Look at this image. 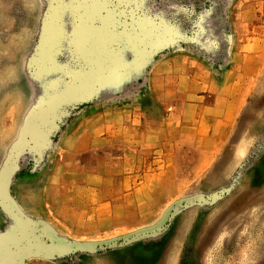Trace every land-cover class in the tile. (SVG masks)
I'll return each mask as SVG.
<instances>
[{
	"label": "rangeland",
	"instance_id": "obj_1",
	"mask_svg": "<svg viewBox=\"0 0 264 264\" xmlns=\"http://www.w3.org/2000/svg\"><path fill=\"white\" fill-rule=\"evenodd\" d=\"M112 2L0 0V237L22 234L3 189L27 217L42 220L25 228L33 245L6 244L0 264H19L40 248L52 254L44 247L54 232L69 241L97 240L70 235L73 213L65 203L55 220L49 210L59 197L44 188L55 183L47 169L63 133L85 108L135 100L152 109L145 120L155 122L161 100L151 96L148 78L157 61L190 51L222 67L230 60L235 26L239 47L252 25L264 29L261 0L104 7ZM251 43L263 46L264 36ZM253 86L217 160L192 178L197 166L191 156L182 157L179 193L149 227L98 237L118 241L57 255L59 264H264V76ZM149 228L155 230L138 235Z\"/></svg>",
	"mask_w": 264,
	"mask_h": 264
},
{
	"label": "crops",
	"instance_id": "obj_2",
	"mask_svg": "<svg viewBox=\"0 0 264 264\" xmlns=\"http://www.w3.org/2000/svg\"><path fill=\"white\" fill-rule=\"evenodd\" d=\"M263 17L264 12L261 21ZM259 27L248 29L240 47V31L233 28L225 66H214L190 51L157 61L148 78L151 96L161 100L155 122L145 120L152 109L135 100L85 108L63 133L59 153L48 164L55 183L44 186L46 194L59 197L58 206L52 202L49 210L55 220L65 203L73 213L67 217L75 223L67 228L70 235L103 242L108 238L98 237L152 224L155 214L179 193L178 184L185 177L180 168L183 156H191L197 166L192 178L217 160L248 108L253 85L264 76V55H259L264 45L251 43L264 36ZM19 210L27 220L42 221ZM22 260L19 264H59L35 254Z\"/></svg>",
	"mask_w": 264,
	"mask_h": 264
},
{
	"label": "water",
	"instance_id": "obj_3",
	"mask_svg": "<svg viewBox=\"0 0 264 264\" xmlns=\"http://www.w3.org/2000/svg\"><path fill=\"white\" fill-rule=\"evenodd\" d=\"M4 193H5V198L8 200L9 203V209L12 213V215H14V217H16L18 219V221L20 222L21 225V230H22V234L20 235H9L7 236V240L5 242V244H9V243H20V242H26L27 244H29V246L33 245V236L25 231L26 227H35L36 224H41V222H35L32 223L30 221H28L24 215L21 214L19 208L17 207V205L15 204V202L7 195L5 189H3ZM33 225V226H32ZM155 229L153 228H149V229H145L142 230L138 233V235H147L148 233L154 231ZM49 238H50V245L49 246H45L44 249H48L50 251H52V254H47L45 253L42 248H40L37 251H31L29 253H26L27 255L30 254H35V255H40V256H44V257H48V258H55V256L57 255H65V254H69L72 253L74 251H77L79 249H96L98 246L99 247H105L106 245H113L115 244L118 240L117 239H111V240H106L103 242H77V241H69L66 238H63L61 236H59L56 232H54L52 235L49 234Z\"/></svg>",
	"mask_w": 264,
	"mask_h": 264
},
{
	"label": "snow or ice",
	"instance_id": "obj_4",
	"mask_svg": "<svg viewBox=\"0 0 264 264\" xmlns=\"http://www.w3.org/2000/svg\"><path fill=\"white\" fill-rule=\"evenodd\" d=\"M144 0H131L130 3L125 5L123 0H113V2L110 5H105L106 8H111L112 10H118L124 7H134L136 9H140L143 6ZM150 11V10H148ZM96 22H99L97 20ZM7 238L6 237H0V259L3 258V253L5 252V242Z\"/></svg>",
	"mask_w": 264,
	"mask_h": 264
},
{
	"label": "bare ground",
	"instance_id": "obj_5",
	"mask_svg": "<svg viewBox=\"0 0 264 264\" xmlns=\"http://www.w3.org/2000/svg\"><path fill=\"white\" fill-rule=\"evenodd\" d=\"M202 230H203V227H202ZM262 244V243H261ZM254 253V252H253ZM264 257V256H263Z\"/></svg>",
	"mask_w": 264,
	"mask_h": 264
}]
</instances>
